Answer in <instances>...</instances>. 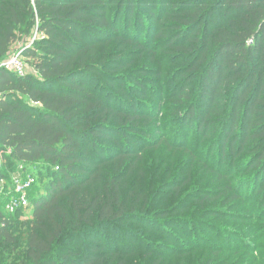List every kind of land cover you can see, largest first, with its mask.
Returning <instances> with one entry per match:
<instances>
[{
  "label": "trees",
  "instance_id": "obj_1",
  "mask_svg": "<svg viewBox=\"0 0 264 264\" xmlns=\"http://www.w3.org/2000/svg\"><path fill=\"white\" fill-rule=\"evenodd\" d=\"M35 32L0 70V264H264V0H0V63Z\"/></svg>",
  "mask_w": 264,
  "mask_h": 264
},
{
  "label": "built area",
  "instance_id": "obj_2",
  "mask_svg": "<svg viewBox=\"0 0 264 264\" xmlns=\"http://www.w3.org/2000/svg\"><path fill=\"white\" fill-rule=\"evenodd\" d=\"M40 35L35 32L33 36L26 41V44L20 47L14 53H11L5 60L0 63V70L5 69L9 72L15 73L19 76H26L27 63L25 58V52L27 49L33 47L36 40H38ZM9 152V151H8ZM3 153H0V170L3 168L4 160ZM13 192L10 197L9 203L6 207L7 211L10 213H15L20 209H26L29 207V190L36 183V178L29 172L26 171L23 165L18 168V174L12 177ZM1 191L4 190L5 181L0 179Z\"/></svg>",
  "mask_w": 264,
  "mask_h": 264
},
{
  "label": "rangeland",
  "instance_id": "obj_3",
  "mask_svg": "<svg viewBox=\"0 0 264 264\" xmlns=\"http://www.w3.org/2000/svg\"><path fill=\"white\" fill-rule=\"evenodd\" d=\"M40 37V36H39ZM23 45L22 44H17V45H15V47L13 48V51H12V53H14L15 51H17L20 47H22ZM25 58H26V63H27V71H26V73H33V68H32V66H31V64L29 63V59H27V57L25 56ZM27 213L31 216L32 215V213H33V210L30 208L28 211H27Z\"/></svg>",
  "mask_w": 264,
  "mask_h": 264
}]
</instances>
